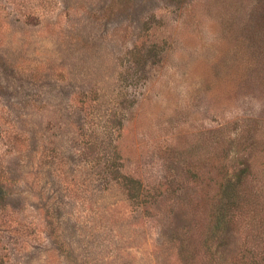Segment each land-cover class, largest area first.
<instances>
[{"label":"rangeland","instance_id":"1","mask_svg":"<svg viewBox=\"0 0 264 264\" xmlns=\"http://www.w3.org/2000/svg\"><path fill=\"white\" fill-rule=\"evenodd\" d=\"M263 5L0 0L3 264H264Z\"/></svg>","mask_w":264,"mask_h":264},{"label":"trees","instance_id":"2","mask_svg":"<svg viewBox=\"0 0 264 264\" xmlns=\"http://www.w3.org/2000/svg\"><path fill=\"white\" fill-rule=\"evenodd\" d=\"M260 12H261L260 15L264 14V5ZM3 26H5V24L2 23V26L0 27V32L3 31ZM108 168H109L108 175L110 176L109 178L110 181L108 182V185L112 184L113 182L117 183L121 179L120 184L125 188V190L128 193V196L131 199H135L137 201L141 200L143 206L152 203L155 196L151 194L152 189L150 187L143 185L142 181L134 179L132 178V176L122 175L121 178H119V176H117V172H115V170L113 169V166H108ZM237 180L235 177L234 180L229 179L226 182L224 181L220 184L219 187L220 189L219 193L221 194L220 199L218 200V203H216V201L213 200L214 206L216 205L217 206L209 216V219L212 223L211 225L212 227L210 228L211 235H217L219 233H222L227 228H229L232 224L233 217L236 215L237 210H239L238 201H240L239 199H241L239 186L241 184L239 183L240 180L238 181ZM7 182H9V178L4 176V174L3 175L0 174V208L3 209L7 208L12 200H15V198L13 197L14 194L12 193L13 192L12 187H10ZM160 188L159 190H161ZM11 209L13 216L21 215V214H17L18 212H14L15 208H11ZM42 216L45 219V221H48L51 218V215L48 212L43 213ZM1 232L2 230H0V234ZM6 234L7 233L0 236V247H3L2 245H4L5 239L10 238V236H7ZM206 248L208 249V251H210V255L213 256L218 253V250L221 249V246L219 245V249L217 248V246L216 249H214L213 246L210 245V242L207 240ZM3 263H4V259L0 255V264ZM253 264H259V262L254 260Z\"/></svg>","mask_w":264,"mask_h":264}]
</instances>
